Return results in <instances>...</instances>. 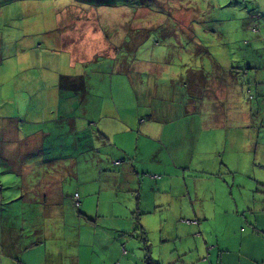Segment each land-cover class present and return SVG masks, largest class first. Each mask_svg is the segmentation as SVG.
Returning <instances> with one entry per match:
<instances>
[{
    "label": "rangeland",
    "instance_id": "374dc122",
    "mask_svg": "<svg viewBox=\"0 0 264 264\" xmlns=\"http://www.w3.org/2000/svg\"><path fill=\"white\" fill-rule=\"evenodd\" d=\"M114 1L0 0V111L11 114L21 108L11 102V88L22 89L12 76L14 60L27 56L17 52L11 42L24 32L26 23L29 36H34L32 43L41 45L29 53L35 62V77L45 70L37 53L48 51L54 56L51 64L45 65L50 74L44 86L55 107L54 76L77 70L68 66L67 52L50 53L52 47L42 44L41 31L59 23L62 27L78 23L57 22V13H71L76 6L83 11L92 6L97 12H109L99 24L109 41L117 44V56L127 57L126 69L132 73L140 70L144 78L146 73H159L163 85L174 79L175 99L187 96L189 103L182 105L180 112H172V121L156 122L150 136L146 133L148 123L140 124L138 117H132L126 126L114 125L112 140L130 142L121 148L127 149L129 156L136 155L132 159L125 155L123 161L113 142L98 140L95 135L101 124L95 126L87 115L99 104L95 95L110 90L114 99H105L106 111L114 107V101L120 113L123 108L129 110L134 102L128 75L115 72L112 76V60L107 58L87 66L88 97L79 107L83 109H79L75 127L80 131L81 123L87 135L78 146L70 142V132L67 142H53L58 138L46 142L48 153L73 157L75 176L58 172L63 181L62 199L54 205L32 201L35 193L29 188L23 192L26 201L6 204L0 200V264H12V260L16 264H218L206 248L217 246L218 238L229 236L235 228L226 225L220 209L228 185L232 197L239 189L242 202H250L259 183H264V0ZM143 27L149 31L132 52L121 39L130 29ZM59 59L61 63L55 64ZM164 61L168 66L162 65ZM131 110L134 116L138 114L137 107ZM60 126L70 127L67 120ZM57 143L61 147H54ZM200 169L220 174L197 178L194 170ZM5 175L0 173L4 184L10 181L1 178ZM16 186L4 187L2 194L7 196ZM75 191L77 206L72 199ZM236 196L239 199L237 191ZM198 210L207 216L204 223ZM193 216L199 225L185 222ZM9 227L12 232H7ZM142 232L148 239L147 248ZM20 238L22 241H13V247L9 245Z\"/></svg>",
    "mask_w": 264,
    "mask_h": 264
},
{
    "label": "crops",
    "instance_id": "0c3cea01",
    "mask_svg": "<svg viewBox=\"0 0 264 264\" xmlns=\"http://www.w3.org/2000/svg\"><path fill=\"white\" fill-rule=\"evenodd\" d=\"M85 1L88 2V0ZM92 1L100 3L99 0ZM102 1L106 4L115 2L114 0ZM76 8L77 10L71 13H57L58 23L65 22L66 20H69V22L71 20H78V23H75L72 27L67 25L62 27L59 23L56 27L41 31V33H43L42 44H44L47 49L52 47L50 53L57 55L61 50L67 52L69 54L68 66L73 69L76 68L77 70L75 74L71 72L67 74L60 71V73L54 76L57 77L53 97L55 98L54 100H56L54 108L52 107L53 103H51L52 99L50 100L51 94L46 91L44 86L50 74L45 65L51 64L50 60L54 58V56L49 55L48 51H45V53H37L42 57L41 62L44 60L43 68L48 71L46 72L43 70V72H37L38 78L35 77L36 70L32 69L35 62L32 59V55L30 56L29 53H34V49L36 47H41V45L39 43H32L34 36H29L27 32L30 28L27 26L28 23H26V27L23 29L24 32L17 35L18 37L11 42V45L17 47H14L17 52L23 51L26 53L25 56L27 57L14 60L16 71L13 72L12 76L15 82L20 83L22 89H16L15 85L11 88V102L15 101L21 108H18L15 113L11 114L4 113L3 110H1L2 112L0 111V173H6V175L1 176V178H10L7 179L10 181H5V184L0 182L1 201L19 198L21 192H23L19 190V188L11 189L7 191V196H4L2 194V189L4 187L10 189L16 186V184H18L16 182L19 178L33 180L36 177L38 170L42 168V166L37 168V165H35L37 161L35 159L40 161L47 159L46 161L49 162L51 158H54L51 160L54 163V167H52L54 171L52 172L50 167H48V174L50 175L49 177H55L57 174L55 178L59 179V182L61 178L58 177V172L60 171L63 172V176L65 177L75 176V163L71 160L73 157H67L64 153H48L49 150L46 148V142H50V140L56 138H58L59 141L56 139L53 142H67L65 137L70 132L73 134V138L70 142H75V145L78 146V142H82L83 136L87 135L84 134L87 130L85 127L82 129L84 125H81V123H78L81 126V130L75 131V127H77V114L81 111L79 109H83L79 107L88 97L87 84L90 74L88 75L86 68L87 66L92 67L93 63H98L99 58H107L109 61L112 60L110 69L112 76L115 72L128 75L127 84L129 85V90L132 95L130 97L133 99L135 106L134 104L133 106H129V110L128 108H123V111L120 113L119 107L114 101V107H111L110 111H106L107 108L104 107L105 99L108 97H111V100L114 99V92L110 90L109 92L95 95L96 98L99 99V104H94V108L87 116L91 117L90 122L95 123V126L101 124L98 126L95 135L98 140L109 144L113 142L111 145L122 153V155H119L121 158H124L123 161L126 160L125 155H128L129 159L136 157V155L129 156L127 149H124V151L121 148L123 145L128 146L130 142H115L112 140L111 135H115L112 130L113 127H115L114 125L125 124L124 126H126L128 120L132 117H138L140 124L144 122L148 123L149 126H147L146 133L150 136L153 135V125H155L156 122L163 121V123H165L172 121V116L174 115L172 112H180V107L189 103L187 96L184 98L180 97L178 99L179 101L175 99L174 94L177 89L174 79L171 78L169 82L163 85L161 81L162 76L159 73L157 75L152 72L146 73L147 77L144 78L143 72H140V70H136L135 73H132L129 69H126L127 57L117 56V44L114 41H109L106 33L99 24V19L103 18V15L107 16L109 12H97L92 9V6H90L91 10L87 11H83L81 6H76ZM153 30H157V28L153 27ZM148 31L149 30L145 27L133 30L130 29L128 33H125L121 41L123 44L127 43L129 50L133 52L137 49V45L145 39ZM16 32L19 33L21 31ZM138 35H143V38H141V36L138 37ZM131 36L134 37L133 39L135 41H138L135 46H132V42L128 40V37L131 38ZM187 36L190 37L189 35ZM2 41L3 38L0 37V49H2ZM29 43L32 45H29ZM27 45H29L28 49L25 47ZM0 62L2 63L3 60ZM54 63L59 65L61 63L60 59L58 63ZM167 63L168 62L164 61L162 65L168 66ZM98 65L99 64H96V68ZM196 72L201 73V71ZM130 73L134 77H132ZM189 79L190 78L187 80ZM36 83H38V87L35 89L34 86ZM0 88L1 99V96H3L1 85ZM163 92L166 93L163 94ZM187 94H190L189 88L187 89ZM135 107H137L138 111L136 116H134L135 113L130 112L132 111L131 108L135 109ZM64 120H67L69 123V128L60 126ZM128 133H130L129 130ZM155 143L163 144L162 142ZM57 144L58 145L54 147H61L62 145L60 143ZM137 151L138 142H136L135 153H137ZM33 153L35 154V158L32 156ZM154 156L157 155H151L150 157ZM67 160L72 161L73 165H68ZM114 162H116V160ZM159 162L160 161L155 162L154 164H159ZM55 166H58V168L56 169ZM194 171L198 173L195 175L197 178L212 177V174H216L206 171L205 169ZM230 171L232 170L229 169L228 172ZM218 174L216 175L219 176ZM255 183L257 184L258 181H255ZM33 187L34 185L32 184L29 185L28 188L35 192V188L33 189ZM228 187L229 189L224 195V199L221 203L222 207L220 209L222 213L225 214V219H223L226 221V225L234 224L235 228L229 236H221L218 238L217 246H208L206 249L212 252L211 255L216 257L218 264H264V183H259L260 189H256L254 194L251 195L250 202H242V193L239 189L236 190L237 193H239V199L236 196V191L234 194L235 196L232 197V188H230V185H228ZM59 189L60 188H58V190ZM58 190H55L54 187L42 190L43 194L53 198L45 201V206L57 203L59 200L57 197ZM154 205L155 204H153V206ZM200 210L203 209L201 208ZM200 210H198L197 213L204 219V223L207 216ZM192 213L194 216H197L196 211ZM194 216L192 218H195ZM196 225H199V219ZM198 233L197 231L195 234L197 235ZM0 234L2 235V233ZM147 240V237L146 240H142L146 248ZM6 255L14 259V256H11L12 254ZM12 264H16V262L13 263L12 260Z\"/></svg>",
    "mask_w": 264,
    "mask_h": 264
},
{
    "label": "trees",
    "instance_id": "16d2710c",
    "mask_svg": "<svg viewBox=\"0 0 264 264\" xmlns=\"http://www.w3.org/2000/svg\"><path fill=\"white\" fill-rule=\"evenodd\" d=\"M82 1H85V0H82ZM88 1H90V0H88ZM99 2H103L102 0H99ZM134 37L133 36H131V38L129 39V42H133L134 41V39H133ZM35 153V152H34ZM33 153V155L32 156H34L35 154ZM34 158H35V156H34ZM52 159H54V158H51V160ZM37 162H36V164L35 165H37V168L38 167H40V166H42V168H40L39 170H38V173H37V175H36V177L33 179V180H30V179H21V178H19L18 180V182H20V184H17V188H19V190H21V191H25V189H27L28 187H29V185H35V192H33V193H35L34 194V196L32 197V201H34V202H36V203H44L45 201H47V200H51V199H53L51 196H48V195H46V194H43V192H42V190L43 189H47V188H49V187H54V189L55 190H58V188H60L59 190H58V193H57V197L59 198V200L57 201V203H59L60 202V200L62 199L61 197H62V194H61V188H62V182H61V180H60V182H59V180L56 182L55 181V177L53 176V177H49L50 175L48 174V167H50V169L52 170V172L54 171L53 170V168L52 167H54V163L51 161V160H49V162H47L46 160L47 159H44V160H42V161H40V160H37V159H35ZM56 167V169L58 168V166H55ZM56 171H59V170H56ZM47 178L50 180V182L49 181H47ZM51 178H52V180H51ZM30 181V182H29ZM28 182H29V185H28ZM52 182H55V183H53L52 184ZM32 183V184H31ZM58 183V184H57ZM60 184H61V186H60ZM48 186V187H47ZM0 188H1V186H0ZM53 189V188H52ZM20 191V192H21ZM23 192H21V194H20V196H19V198H16V199H14V200H20V201H26V200H28L26 197H25V194H23ZM75 194H77V192H74L73 194H72V199H73V203H74V205L75 206H77L78 205V201H77V196H78V194H77V196H75ZM13 199H10V200H3L4 201V203H6V204H12L13 203V201H14ZM18 209H21V208H19L18 207ZM186 220V219H185ZM187 220H196L195 222H193V223H195V224H197L198 223V219H196V218H192V219H187ZM10 228H12V227H9L8 228V230H7V232L9 231V232H12V231H10ZM142 234H143V236L141 237L142 238V240L144 241V240H146V235H145V233L144 232H142ZM13 241H22V239L20 238V240L19 239H17V240H11L9 243V245L10 246H12L13 247ZM35 242H37V241H35ZM4 244V243H3ZM2 244V245H3ZM31 244V243H30ZM8 245V244H7ZM7 245L5 246V244H4V248L5 247H7ZM24 249L26 248V247H23ZM12 250H15L14 248L12 249ZM11 254H13V253H11ZM19 263V262H18Z\"/></svg>",
    "mask_w": 264,
    "mask_h": 264
},
{
    "label": "built area",
    "instance_id": "2783aa9c",
    "mask_svg": "<svg viewBox=\"0 0 264 264\" xmlns=\"http://www.w3.org/2000/svg\"><path fill=\"white\" fill-rule=\"evenodd\" d=\"M75 196H77V194H75ZM196 220H185V222H195Z\"/></svg>",
    "mask_w": 264,
    "mask_h": 264
}]
</instances>
